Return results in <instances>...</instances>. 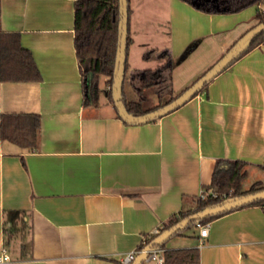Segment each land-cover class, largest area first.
<instances>
[{
  "label": "crops",
  "instance_id": "crops-1",
  "mask_svg": "<svg viewBox=\"0 0 264 264\" xmlns=\"http://www.w3.org/2000/svg\"><path fill=\"white\" fill-rule=\"evenodd\" d=\"M75 1L0 0V36L20 34L42 75L0 78V255L6 248L7 264H124L209 192L218 160L249 164L243 190L264 185V43L182 107L130 124L110 101L106 76L99 105H84ZM130 7L125 80L166 62L150 51L169 53L178 95L260 23L264 3L234 13L185 0H130ZM208 224V237L193 226L164 250L197 247L201 264H264V208H238Z\"/></svg>",
  "mask_w": 264,
  "mask_h": 264
},
{
  "label": "trees",
  "instance_id": "trees-1",
  "mask_svg": "<svg viewBox=\"0 0 264 264\" xmlns=\"http://www.w3.org/2000/svg\"><path fill=\"white\" fill-rule=\"evenodd\" d=\"M185 1L202 11L210 13H234L249 6L264 3V0ZM131 12L132 10L129 5L130 15ZM257 17L260 22H264V10L260 9ZM119 19V0L75 1V47L82 72L84 105L87 107L96 106L100 103V94L102 91L100 82L102 76L108 77L106 83L109 87H112L118 48ZM132 41L129 30L128 51ZM198 43L199 40L190 44L180 60L187 57ZM263 43L264 32L256 37L248 51ZM159 57L166 58V62L163 65L156 69H145L138 72L131 79L134 88L139 94L137 100H128L124 90L126 107L129 112L135 115H142L153 111L173 101L179 95H175L172 84L173 68L176 60L169 53H162ZM127 69L128 62H126ZM0 78L3 81H39L42 79L41 72L32 53L23 47L21 36L16 32H6L0 36ZM208 85L201 92L207 90ZM153 95H157V103L153 102ZM109 99L114 103L111 88L109 90ZM248 169L249 164L247 162L240 160H218L212 182L208 186L209 192L211 193L206 191L205 197L202 195L196 198L194 208L182 210L174 214L164 224L162 231L171 228L193 212L217 204L225 198L263 190L264 185L261 182L253 184L249 190H243L242 182L248 175ZM250 206H261L264 208V200L241 208ZM226 213L205 218L200 223L207 224ZM196 224L197 222L192 223L187 229L192 228ZM11 228H15V223H12L8 229ZM154 237L155 235L149 238L142 248L150 243ZM161 247L165 248V244ZM164 257V264H201L200 249L197 247L165 249Z\"/></svg>",
  "mask_w": 264,
  "mask_h": 264
},
{
  "label": "water",
  "instance_id": "water-1",
  "mask_svg": "<svg viewBox=\"0 0 264 264\" xmlns=\"http://www.w3.org/2000/svg\"><path fill=\"white\" fill-rule=\"evenodd\" d=\"M129 5V0H119V37L114 81L111 87V92L114 105L117 108L120 117L130 124L148 123L158 118H162L182 107L193 97L198 95L207 84L212 82V80H214L219 74L232 65L245 52H247L256 37L264 32V22H260L252 29L247 31L240 39H238L235 44H233V46H231V48H229V50L211 68H209L187 89L180 93L176 99L148 113L135 115L129 112L127 109L124 96L130 21ZM108 93L109 92H107V94ZM260 200H264V189L240 196L228 197L217 204L195 211L173 225L171 228L166 229L155 236L154 239L144 247L145 251L140 253L132 262V264H142L145 262L148 258V252L150 250L163 246L172 237L179 234L180 232L185 231L192 223H198L205 218L230 212Z\"/></svg>",
  "mask_w": 264,
  "mask_h": 264
},
{
  "label": "built area",
  "instance_id": "built-area-1",
  "mask_svg": "<svg viewBox=\"0 0 264 264\" xmlns=\"http://www.w3.org/2000/svg\"><path fill=\"white\" fill-rule=\"evenodd\" d=\"M211 193V192H208ZM206 193L203 194V196L205 197ZM195 227L199 230V235L201 238H206L209 235V224H202L200 222H198ZM164 228V225H162L160 228H157L154 232L153 235H158L162 232ZM203 243V242H202ZM144 248H140L139 250H135L130 252L127 256H125V258L123 259V263L124 264H131L136 257L144 252ZM164 248L162 247H158L155 249H152L148 252V261H153L156 264H164L165 261V257H164ZM9 262V256L7 254V249L4 248L2 251V254L0 255V264H7Z\"/></svg>",
  "mask_w": 264,
  "mask_h": 264
},
{
  "label": "rangeland",
  "instance_id": "rangeland-1",
  "mask_svg": "<svg viewBox=\"0 0 264 264\" xmlns=\"http://www.w3.org/2000/svg\"><path fill=\"white\" fill-rule=\"evenodd\" d=\"M160 51H150L148 53V56L151 57V56H159ZM124 88H125V95L127 97L128 100H137L139 98V94L137 92V90L134 88V85L132 84V81L130 80V78L128 77L126 80H125V83H124ZM153 102H157L158 101V97L157 95H153ZM168 245V244H167ZM150 264H155L154 262H151Z\"/></svg>",
  "mask_w": 264,
  "mask_h": 264
}]
</instances>
